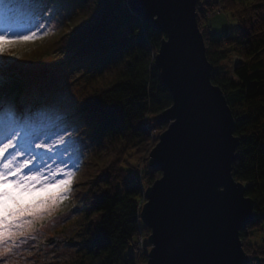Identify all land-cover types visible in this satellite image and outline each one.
<instances>
[{
  "label": "trees",
  "instance_id": "16d2710c",
  "mask_svg": "<svg viewBox=\"0 0 264 264\" xmlns=\"http://www.w3.org/2000/svg\"><path fill=\"white\" fill-rule=\"evenodd\" d=\"M75 1L77 9L61 30L17 49L19 60L8 58L12 77L19 80L20 67L60 50L86 65L79 111L93 149L83 158L73 185L79 187L75 200H84L86 231L83 256L76 264H137L131 247L147 262L148 252H142L138 237L144 231L150 234L141 218L145 191L162 175L148 158L159 138L149 130L164 125L158 116L172 103L155 61L167 35L124 0ZM204 1L210 6H203ZM217 1L237 19L236 36L211 37L205 22ZM196 14L211 82L225 94L234 118L239 143L232 172L253 201L254 219L240 230V239L247 264H264V0H198ZM230 53L242 61L233 69L235 79L223 75L222 63Z\"/></svg>",
  "mask_w": 264,
  "mask_h": 264
},
{
  "label": "water",
  "instance_id": "95a60500",
  "mask_svg": "<svg viewBox=\"0 0 264 264\" xmlns=\"http://www.w3.org/2000/svg\"><path fill=\"white\" fill-rule=\"evenodd\" d=\"M197 1L128 0L166 32L155 61L172 96L149 159L162 175L147 187L141 211L151 229L147 263L247 264L240 230L254 219L253 201L232 172L239 140L225 94L211 82Z\"/></svg>",
  "mask_w": 264,
  "mask_h": 264
},
{
  "label": "snow or ice",
  "instance_id": "6c2138e0",
  "mask_svg": "<svg viewBox=\"0 0 264 264\" xmlns=\"http://www.w3.org/2000/svg\"><path fill=\"white\" fill-rule=\"evenodd\" d=\"M47 3L0 0V264H21L25 254L38 248L33 242L70 198L87 147L79 136L82 116L74 93L27 103L12 77L8 58L19 60L17 49L37 39L41 30H51L45 24V17L53 23ZM169 38L174 45L175 35ZM79 81L76 76L70 88ZM26 93L35 95V90Z\"/></svg>",
  "mask_w": 264,
  "mask_h": 264
},
{
  "label": "rangeland",
  "instance_id": "374dc122",
  "mask_svg": "<svg viewBox=\"0 0 264 264\" xmlns=\"http://www.w3.org/2000/svg\"><path fill=\"white\" fill-rule=\"evenodd\" d=\"M208 2L205 3L204 1L202 5L206 6L208 4L207 6H210L211 3L209 4ZM219 3L222 8H224V11L208 17L205 22V24L210 26L211 37L220 40L226 36H236L238 27L237 19L232 16L231 12L227 10L223 3ZM219 3H214L215 7L218 6ZM77 6L78 4L75 0H48L47 8L52 11L53 23L48 24V18L45 17L46 29H51L47 34L61 30L68 20L65 17L68 16L69 13L73 14ZM58 20L62 23H57ZM66 29L68 30V27L65 28V32H67ZM44 33L45 30H41V32L38 33L37 39H41L47 35ZM228 56V60L222 63L225 71L223 75L235 79L233 69L240 65L242 61L232 53ZM17 73L19 75V80H14L16 90L19 94L25 95L26 102L31 104L51 100L57 94L68 96L70 93H74L77 100L80 101V94L86 82L85 77H87L86 65L80 60L72 58L69 52L61 50L47 58L45 57L41 61L20 67ZM76 76L80 77V81L74 87L70 88V82L73 81ZM27 89L35 90V95L27 94ZM228 100L231 101L232 96H228ZM81 116L82 124L79 127V136L83 138L87 145V147L83 149V160V158L92 151L93 144L90 141L82 113ZM163 124L164 125L154 126L153 128L150 127V134L153 135L154 138L159 137L167 128V123ZM149 159L150 156L148 160ZM76 181H78L77 174L75 177V182ZM142 182L143 185H145V182ZM78 188V186L75 188L73 187L70 198L66 200L62 206V212L56 217H53L51 221H46L48 227L39 237V240L33 242V244H38V248L33 247L31 249V256L25 254L21 264H76L77 261L82 258L86 231L84 227V213L82 212L84 206H81L84 204V200L82 198L75 200V193ZM255 233L258 232L255 231ZM149 235H147V231H144L142 235L138 237L139 242H143L142 252H149L152 248V243L149 242ZM252 238L253 236L251 239ZM256 239L257 236L253 240ZM129 252L136 259L137 264H148L144 260V255H142L140 259L138 258L139 251L134 249V247H131Z\"/></svg>",
  "mask_w": 264,
  "mask_h": 264
},
{
  "label": "built area",
  "instance_id": "2783aa9c",
  "mask_svg": "<svg viewBox=\"0 0 264 264\" xmlns=\"http://www.w3.org/2000/svg\"><path fill=\"white\" fill-rule=\"evenodd\" d=\"M217 3H219V1H217ZM213 5H214V3H213ZM223 11H224V8H222V6L219 3V5L216 7L214 5L213 8L207 12V15H208V17H210V16L214 15L215 13H222Z\"/></svg>",
  "mask_w": 264,
  "mask_h": 264
}]
</instances>
